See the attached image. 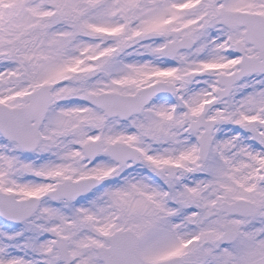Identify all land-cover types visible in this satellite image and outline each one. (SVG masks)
Masks as SVG:
<instances>
[{"label":"snow or ice","instance_id":"snow-or-ice-1","mask_svg":"<svg viewBox=\"0 0 264 264\" xmlns=\"http://www.w3.org/2000/svg\"><path fill=\"white\" fill-rule=\"evenodd\" d=\"M0 264H264V0H0Z\"/></svg>","mask_w":264,"mask_h":264}]
</instances>
